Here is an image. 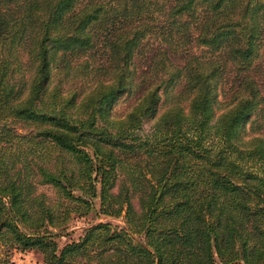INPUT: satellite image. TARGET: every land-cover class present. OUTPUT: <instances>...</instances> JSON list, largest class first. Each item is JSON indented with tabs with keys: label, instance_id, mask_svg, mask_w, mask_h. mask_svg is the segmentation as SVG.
<instances>
[{
	"label": "trees",
	"instance_id": "obj_1",
	"mask_svg": "<svg viewBox=\"0 0 264 264\" xmlns=\"http://www.w3.org/2000/svg\"><path fill=\"white\" fill-rule=\"evenodd\" d=\"M32 248L264 264V0H0V264Z\"/></svg>",
	"mask_w": 264,
	"mask_h": 264
},
{
	"label": "rangeland",
	"instance_id": "obj_2",
	"mask_svg": "<svg viewBox=\"0 0 264 264\" xmlns=\"http://www.w3.org/2000/svg\"><path fill=\"white\" fill-rule=\"evenodd\" d=\"M126 102L121 100L115 107L117 112L123 110L126 107ZM152 120L147 119L144 123V128H149ZM24 131V130H22ZM39 191L45 192L49 199L57 197L54 194V191L49 185H40L38 186ZM110 219V218H108ZM95 216L91 214L87 215H78V213H72L68 218L66 223V228L64 230L60 228H53L59 234L54 237L55 242L57 243L58 250H60L65 244L78 240L79 237L83 234V228L90 222H95ZM11 260L13 264H45L42 253L35 249H26V250H13L10 253Z\"/></svg>",
	"mask_w": 264,
	"mask_h": 264
}]
</instances>
